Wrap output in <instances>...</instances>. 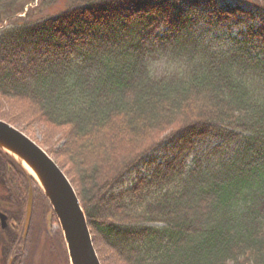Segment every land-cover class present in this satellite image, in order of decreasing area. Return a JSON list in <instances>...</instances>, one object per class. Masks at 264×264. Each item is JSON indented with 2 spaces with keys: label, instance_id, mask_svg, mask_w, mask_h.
Segmentation results:
<instances>
[{
  "label": "trees",
  "instance_id": "1",
  "mask_svg": "<svg viewBox=\"0 0 264 264\" xmlns=\"http://www.w3.org/2000/svg\"><path fill=\"white\" fill-rule=\"evenodd\" d=\"M33 1L0 0V119L40 125L101 264H264V19L228 31L244 6L264 18V0H59L19 16ZM7 158L22 216L32 180Z\"/></svg>",
  "mask_w": 264,
  "mask_h": 264
},
{
  "label": "rangeland",
  "instance_id": "2",
  "mask_svg": "<svg viewBox=\"0 0 264 264\" xmlns=\"http://www.w3.org/2000/svg\"><path fill=\"white\" fill-rule=\"evenodd\" d=\"M36 4H39L38 0L33 1L30 6L33 8V12H30V17L32 15L35 18L39 17L38 15H51L64 7L59 0L46 1L39 6L38 12H35L36 10L34 8ZM244 7L248 11V16L239 14L238 20H235V22L231 20L229 23L230 29L228 31L232 35L238 34L241 30H245L247 25L259 26L262 24L264 18L261 15L251 7ZM25 9L28 10L27 6L24 7ZM17 128H22V131L26 130L24 127ZM25 133L34 141L41 144L43 134L40 125H31L29 131L27 130ZM57 135H52L51 141L56 140ZM61 143L59 142V144ZM167 145L169 146L170 144L166 143L165 146L161 145L155 152L149 155V158L155 159L156 163H158L162 156L169 153L168 147L165 148ZM41 147L45 150L47 148L43 144H41ZM2 152H0V212L6 216V220L1 221L0 219V264H8L9 259H12L15 254L19 255L18 264H70L59 223L55 216H53L51 206L42 189L35 181H32L28 187L30 188L31 186L32 189V206L28 225L26 229L21 225L18 233L20 240L16 246L17 248L15 247L14 249L16 252L12 253L13 255L7 253V246L15 235L12 231L13 222L9 224V218L20 219L22 206L20 200L15 195L11 196V192L8 191L3 181V166L8 161L7 157L13 158L9 154L5 155V152ZM139 168L140 172L143 173L145 168L143 166H139ZM136 172L137 170L132 169L130 173H125L114 190L131 185L136 177ZM22 223L23 219L21 220Z\"/></svg>",
  "mask_w": 264,
  "mask_h": 264
},
{
  "label": "water",
  "instance_id": "3",
  "mask_svg": "<svg viewBox=\"0 0 264 264\" xmlns=\"http://www.w3.org/2000/svg\"><path fill=\"white\" fill-rule=\"evenodd\" d=\"M0 149L13 157L42 189L63 233L70 264H101L75 189L56 161L17 127L0 119ZM32 206L28 189L24 229ZM5 215L0 212L1 221Z\"/></svg>",
  "mask_w": 264,
  "mask_h": 264
}]
</instances>
